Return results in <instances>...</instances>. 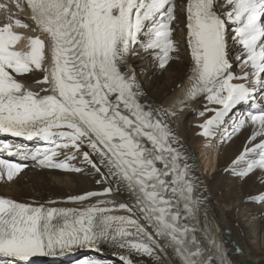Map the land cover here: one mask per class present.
I'll return each instance as SVG.
<instances>
[{"label":"snow or ice","instance_id":"obj_1","mask_svg":"<svg viewBox=\"0 0 264 264\" xmlns=\"http://www.w3.org/2000/svg\"><path fill=\"white\" fill-rule=\"evenodd\" d=\"M26 5L47 44L27 37L28 50H16L25 38L13 28L29 25L10 19L0 27V135L33 146L0 142V181L28 167L6 154L42 170L98 177L103 187L43 202L0 195V264H41L42 257L107 245L120 264H141L135 257L146 258L143 264H248L238 259L242 248L236 256L226 250L208 219L207 186L179 129L185 110L197 105V135L206 141L224 143L250 128L225 172L264 184V0ZM134 59L151 60L160 72L186 59L180 95L157 103ZM242 104L248 110L238 113ZM249 199L264 205V194ZM75 264L111 262L83 256Z\"/></svg>","mask_w":264,"mask_h":264},{"label":"bare ground","instance_id":"obj_2","mask_svg":"<svg viewBox=\"0 0 264 264\" xmlns=\"http://www.w3.org/2000/svg\"><path fill=\"white\" fill-rule=\"evenodd\" d=\"M26 38L19 42L21 46L16 45L17 49L28 50ZM176 38L180 39V35L177 34ZM133 64L137 70L142 71L143 78L140 81L157 103H171L180 95L177 84L184 78L187 71L186 59L174 61L166 72H160L153 67L151 60L134 59ZM47 65L46 60L45 66ZM34 78H42V73H36ZM198 108L199 105L194 109L185 110L179 131L183 137L182 142L188 153L189 162L207 186L208 200L204 211L207 217L214 219L216 234L229 253L236 256L233 250L242 248L244 255L238 259L247 261L248 264H264V205L249 199L264 194V184L256 175L241 181L232 176L227 178L226 172L221 170L243 150L251 129L246 128L237 133L232 140L221 143L214 152V159L211 160L212 151L207 149L215 145L207 146L204 138L197 135L196 125L202 122L197 114ZM197 160L203 167L199 170H197ZM207 167H211L213 171L204 175ZM95 178L98 177H85L60 170H42L31 164L13 181H0V195L21 202L32 200L43 202L50 198L62 199L69 194L100 190L103 186L95 184ZM117 199L123 201L124 198L117 197ZM134 259H140L143 264L146 258L135 257Z\"/></svg>","mask_w":264,"mask_h":264},{"label":"rangeland","instance_id":"obj_3","mask_svg":"<svg viewBox=\"0 0 264 264\" xmlns=\"http://www.w3.org/2000/svg\"><path fill=\"white\" fill-rule=\"evenodd\" d=\"M6 12L4 11V10H0V16H1V14H5ZM7 13H8V15H12V16H15L16 14H17V12H15L13 9H11V8H9L8 10H7ZM1 20H3V16H1L0 17V21ZM1 23V22H0ZM31 31L33 32V30L31 29ZM41 35V34H40ZM137 72H138V76H139V79H142L143 78V73H142V71L141 70H137ZM211 148H213V147H211ZM211 148H208L207 150H211ZM218 148V146H216L215 145V151H216V149ZM199 155H201L200 153H199ZM205 158V156L203 157V159ZM203 159H202V161H203ZM214 159V157H212V159L211 160H213ZM207 168H209V167H207ZM210 169V172L209 173H211L213 170L211 169V167L209 168ZM206 170V169H205ZM205 170H204V173H205ZM209 173H207V174H209ZM251 241V240H250Z\"/></svg>","mask_w":264,"mask_h":264}]
</instances>
